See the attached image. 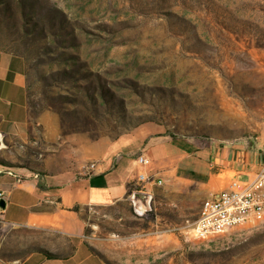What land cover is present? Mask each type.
I'll use <instances>...</instances> for the list:
<instances>
[{
	"label": "rangeland",
	"instance_id": "1",
	"mask_svg": "<svg viewBox=\"0 0 264 264\" xmlns=\"http://www.w3.org/2000/svg\"><path fill=\"white\" fill-rule=\"evenodd\" d=\"M5 62L27 84V136L0 152L20 180L86 174L166 137L190 154L144 168L161 184L135 179L126 199L83 213L104 264H264V220L192 232L209 181H224L210 152L264 149V0H0Z\"/></svg>",
	"mask_w": 264,
	"mask_h": 264
},
{
	"label": "crops",
	"instance_id": "2",
	"mask_svg": "<svg viewBox=\"0 0 264 264\" xmlns=\"http://www.w3.org/2000/svg\"><path fill=\"white\" fill-rule=\"evenodd\" d=\"M28 122L23 70L10 62L1 63L0 152L12 142L24 141ZM157 149L161 153L155 157ZM124 152L106 154L96 164L95 172L35 174L23 180L0 163V191L4 194L0 207V264H104L86 245L82 215L127 198L128 185L145 167L137 164L135 153ZM141 155L149 158L153 168L167 170L180 157L190 154L180 141L166 137L148 143ZM210 155L217 169L216 178L224 176V181L221 184L222 177L217 182L209 181L206 198L226 187L231 179L250 178L264 163V149L245 153L214 149ZM5 240H20L22 249L16 256H4Z\"/></svg>",
	"mask_w": 264,
	"mask_h": 264
},
{
	"label": "built area",
	"instance_id": "3",
	"mask_svg": "<svg viewBox=\"0 0 264 264\" xmlns=\"http://www.w3.org/2000/svg\"><path fill=\"white\" fill-rule=\"evenodd\" d=\"M150 160L144 155L137 158L141 167L150 165ZM95 163L88 167V172H95ZM12 174V173H10ZM158 180L149 176L146 171L139 172L138 183ZM162 181H158L161 184ZM4 194L0 191V203ZM264 214V163L260 169L246 180L231 179L226 187L209 195L202 203L199 218L192 230L194 237L213 236L214 230H224L229 226L248 225L250 220Z\"/></svg>",
	"mask_w": 264,
	"mask_h": 264
},
{
	"label": "bare ground",
	"instance_id": "4",
	"mask_svg": "<svg viewBox=\"0 0 264 264\" xmlns=\"http://www.w3.org/2000/svg\"><path fill=\"white\" fill-rule=\"evenodd\" d=\"M263 220H264V214H263V216H258V217H255L254 219H251L250 220V224H254L256 222H260V221H263ZM241 226H244V225H234V226H229V227L225 228L224 230H214V237L213 236H201V237H196V238L202 239V240L215 238V237H217L219 235L224 234L225 232H227L229 230H232V229H235V228H238V227H241Z\"/></svg>",
	"mask_w": 264,
	"mask_h": 264
},
{
	"label": "water",
	"instance_id": "5",
	"mask_svg": "<svg viewBox=\"0 0 264 264\" xmlns=\"http://www.w3.org/2000/svg\"><path fill=\"white\" fill-rule=\"evenodd\" d=\"M3 206V202L0 203V207Z\"/></svg>",
	"mask_w": 264,
	"mask_h": 264
}]
</instances>
